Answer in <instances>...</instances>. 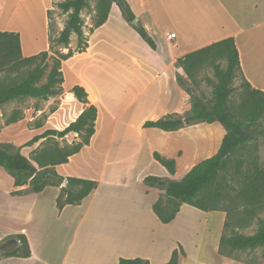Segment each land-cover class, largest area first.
Wrapping results in <instances>:
<instances>
[{
	"label": "crops",
	"instance_id": "1",
	"mask_svg": "<svg viewBox=\"0 0 264 264\" xmlns=\"http://www.w3.org/2000/svg\"><path fill=\"white\" fill-rule=\"evenodd\" d=\"M30 1L26 12L32 17L35 16V12L40 10L42 13L40 30L43 32L40 34L41 41L29 47L24 46L22 35L20 34L23 54L25 56L39 53L43 49H46L48 45L49 7L46 5L48 0ZM126 1L135 13V18L138 19L139 24L147 30L154 41L155 38L158 39L157 36L160 37L158 40H161L164 36L167 39L169 33L176 32V37L173 39L168 38L173 43L168 49L169 55L172 56V60L168 63V70L162 63L152 58L150 51L147 49L150 45L141 38L134 27L133 29H129L122 23L121 25L118 24L117 19L110 17L104 24L94 28L93 31L90 29L91 40H87L88 45L86 50L77 52L69 59L63 61L64 87L71 91L73 86L79 84L88 92V102H86L88 104L81 109L79 114L91 104H95L98 108L95 126L96 131L91 137L90 143L85 145L80 152L85 147L89 150L93 149L99 141L103 144V140L113 141L117 137L118 144H124L132 150L127 153L128 155L126 157L128 159L138 161L141 153L140 149L146 146L148 147V155L152 158L153 162L163 166L152 157L154 150L161 152L166 157L172 155L176 159H174L176 162L179 154H186L185 159L189 157L187 156V149L183 147V145L187 146L188 141L190 145L192 143L193 133H189L187 129L189 124L173 131H167L157 127L145 128L143 124L146 120H157L164 116L160 115L162 111L160 92L164 88L163 82L166 79L170 83L168 103L170 112L166 115L185 117V114L191 111L192 104L189 99L190 96L178 80L179 77L183 78V75H186L183 67L178 62L180 57H184L186 54L214 42L233 37L239 50L240 64L244 76L254 87L264 90V0ZM122 17L119 18L127 23L123 12ZM39 26L37 23L35 32ZM31 27L34 26L31 24ZM0 30L19 32V29L3 20H0ZM112 32H118L121 36L122 42H120L116 49L121 53L127 54L126 59H114L110 54L105 52L104 49L107 46H116V43L110 39ZM155 43V48L151 46L148 48L152 50L156 49L158 43L157 41ZM136 44L146 50L143 52L144 56H138L136 54L135 48L133 47ZM135 55L139 58L137 64L141 66V69L136 67L132 68V58H136L134 57ZM76 58H79V60L77 59L78 63H69L71 59ZM177 62L178 66L176 64ZM106 66H109L110 69L107 70L105 68ZM172 66L180 73L177 77H174L169 70ZM151 79L157 84L149 88L145 81H150ZM95 83H98V86L104 89L103 97L93 90ZM89 98H93L94 101L89 103ZM130 109H133V114H135L133 116L134 118H126V113ZM104 119H107V121L103 124ZM214 123L199 122L197 124L206 125ZM162 131L169 133L164 136L161 133ZM155 132H158L164 139L161 146L157 142L155 145L151 144ZM169 135L171 136L170 142H168ZM194 137L197 138L196 136ZM199 137L202 138L201 132L199 133ZM168 145L172 149L171 154L166 152ZM202 150L203 147L200 146L199 151ZM79 153L71 156L67 163L57 165L56 167L59 168L61 166L63 169H67L73 160L78 157ZM210 156L212 155L205 156L199 162ZM165 172L173 175L169 171ZM67 173V176H75L70 175V172ZM60 174L63 175L62 173ZM51 187L53 188V193L49 206L52 212L50 216L47 215L46 211L38 213L40 223L43 227L45 224L48 227V231H51L50 233L46 231V235L39 240L42 243V248L44 247V249H41L30 234L28 225L35 218L34 212L38 207L39 197L43 191L38 193L27 191L23 195H14L12 191L23 189L17 188L16 186L15 188H10L2 180L0 174V241H6L13 235L23 233L27 236L31 249V255L28 257H0V264H118L121 257H140L149 260L150 264H162L170 261L175 246L164 250L162 255L157 251H149L147 252L148 254L144 252L135 254H122L121 252H117L116 256L113 255V249L119 250L115 244L123 241L126 242L122 238L125 237L126 232H123L120 227L116 228V230H111L109 221L98 219L101 215H106V209L110 208L109 203L105 204L104 202L97 201L101 181H98L97 188L80 201V203L64 204L62 207L58 206L59 193L55 185ZM24 198L28 200L26 205ZM155 202L156 200L150 202L148 209L144 205L139 204L137 213L144 211L155 224H170L171 222L163 223L153 211V203ZM94 206L97 212L92 215L93 219H89V222L85 225V230L82 232L85 218ZM40 207L43 208L41 205ZM207 212H210V214H218L220 221L225 217L224 212L217 210ZM81 232L83 235L80 239L83 242L76 249L74 247H76L75 244L78 242ZM96 233L101 236V242L99 244L93 243V238H91H97ZM151 233L156 234V230H152ZM63 236H67L68 244L63 254L62 252L57 254L56 249L59 246L58 244L61 243ZM86 241L90 242L88 247L85 245ZM152 241H154L152 246L155 247V240L152 239ZM52 242L53 244L56 243V245L50 244ZM57 255L61 257L55 260L54 257L57 258Z\"/></svg>",
	"mask_w": 264,
	"mask_h": 264
},
{
	"label": "rangeland",
	"instance_id": "2",
	"mask_svg": "<svg viewBox=\"0 0 264 264\" xmlns=\"http://www.w3.org/2000/svg\"><path fill=\"white\" fill-rule=\"evenodd\" d=\"M63 1L66 0H50L46 4L49 7L48 45L47 48L43 50H49L51 55L65 53L69 49L64 47L63 43L58 41V38L64 27L67 25L73 11V9H70L65 12L59 6V3ZM30 2V0H0V20L6 21L11 24V26L19 29L25 47L38 44L41 41L40 34L43 32L40 30L42 20V13L40 10L35 12V16L32 17L26 12ZM107 9L109 10L108 18L111 17L112 19H117L119 22L118 24L121 25L122 23L125 27L133 29L134 26L132 22L127 21L126 23L120 19L123 18L122 11L115 0H87V5L81 10L82 29L87 40H91L90 29H94L93 27L96 24L98 17ZM37 23L40 26L35 32ZM31 24L34 27H31ZM157 37L160 39L159 36ZM110 39L116 43V46H107L104 49L105 52L110 54L114 59H126L127 54L121 53L116 49L120 42H122L119 33L112 32ZM158 39L155 38V41L158 43L156 49L152 50L148 48L150 46H148L147 49L150 51L152 58L162 63L168 70V63L172 60V56L169 55L168 49L173 43H171L168 38L166 39V36L161 40ZM69 47L73 49L74 54L77 52H83V50L79 51L78 34L74 31L70 35ZM133 47L138 56H144L143 52L145 49L142 46L136 44ZM134 57L136 58H132V68L136 67L141 69V66H138L137 64L139 58H137L136 55ZM77 59L79 60V58L71 59L69 63L76 64V62L78 63ZM217 62L220 64L221 68L226 67L225 60L218 58ZM176 64L178 66V62ZM105 68L107 70L110 69L109 66H106ZM169 70L174 77L180 75L174 66ZM183 79L192 90L193 95L199 97L206 105H213V88L214 84L218 81V76L211 63H205L199 68L194 69L191 75L187 73L186 75L184 74ZM145 83L149 88L157 84L155 81L153 82L152 79L150 81L146 80ZM241 83L242 77L237 75L232 83V86L236 88L231 96V103L234 106H237L240 102V93L242 91ZM94 85L95 88L93 87V90L103 97L105 92L104 89L98 86V83H95ZM163 86L164 88L160 92L162 104L161 116H165L170 112L168 104L170 83L167 79L163 82ZM188 94L193 107V99L191 94ZM93 101V98H89V103H92ZM87 104L88 103L86 102L84 103L80 101L72 90L70 91L64 86L61 94L52 96L49 99L26 97L24 99H17L1 104L0 145L7 147L12 153L21 152L29 158H33L36 150L40 149L47 143H54L55 140L60 146L80 142L82 141L83 136L77 133H71L64 139L59 137H55L54 139L43 138L30 146L26 145V143L34 136L43 133L48 128H56L59 130L65 128L70 122H72L73 118H76V115H78L81 109L84 106H87ZM192 112L193 110L191 108V111L187 112L185 116L192 114ZM133 113V109H130L126 113V118H132L135 116ZM106 121L107 119H104L102 123L104 124ZM187 129L189 133H193L191 145L189 144V141L187 146L183 145V147L187 149V156L189 157L185 159L186 154L178 155L179 158L176 162V172L173 175H169L165 172L168 171L166 167L153 162L152 158L148 155V147L146 146L140 149L141 153L138 161L128 159L126 156L131 149L124 144H118L117 137L113 141L103 140V144L99 141L91 150L85 147L67 169H63L61 166L59 168L56 167V169H58V171L64 176H67V172H70V175L94 178L96 181H101V188L97 201L104 202L105 204L109 203L110 208L106 209V215H101L98 219L109 221L111 230H116V228L120 227L123 232H126L125 237H122L126 242L123 241L116 244L114 242L115 246L119 249L118 251L113 249V255L115 256L117 252H121L122 254L144 252L148 254L147 252L149 251H157L162 255L164 250L171 246H175L174 249H181L182 247L186 253L183 255L180 250L178 264H247L246 261H253L256 264H264V247H258L252 251L247 250L237 252L236 255H238L242 261L219 253V240L226 217V212L223 210H217L225 213V217L220 221V216L218 214H210V212L201 210L193 205L183 203L171 223L161 225L152 222L144 211L137 213L139 204L144 205L145 208L148 209L150 202H154V200L157 201L159 197H163L165 204H167L165 190L146 184L143 180L145 176H166L171 180L182 178L183 175L190 170L189 168L195 166L199 160L202 159L201 157L204 158L205 156L216 153L226 133L225 128L218 123L206 125L193 123L189 124ZM200 132L202 138L199 137ZM170 139L171 136L169 135L168 142H170ZM163 141L164 139L160 134L155 132L151 144L155 145L157 142V144H160L159 146H161ZM200 146L203 147L202 151H199ZM171 151L172 149L168 145L166 152L171 154ZM153 152L152 157L154 158ZM159 153L161 154V152ZM164 157L175 159L172 155ZM197 158L198 160H196ZM255 164H258L260 167L264 166V132L258 133L253 141L238 147L236 151L226 158L225 166L220 170L215 179V182L222 184L223 191L226 193V196H228V198H225L222 205L231 202L230 198L234 197L243 187L246 178L253 172ZM0 174L5 184L10 188H15L13 185L14 178L3 167L0 168ZM51 186L52 185H48L47 188L41 192L38 207L34 212L35 218L28 225L30 234L41 249H44V247L42 248V243H40L39 240L46 235V231L49 233L51 231H48V227L45 224L43 227L40 223L38 213L46 211L47 215L50 216V213L52 212L49 206L53 193V188ZM55 187L59 193L58 198L61 196L60 201L64 202L67 195L62 189V184L56 185ZM21 188L24 192H27L30 189L28 185ZM25 199L26 198H24L26 205L28 200ZM40 205L43 206V208H41ZM96 212L97 210H95L94 206L85 218L82 232L85 230V225L89 222V219H93L92 215ZM259 218L264 219V209L260 210L258 215L253 218L250 226L240 228L239 231L245 234L254 233L258 227ZM154 229L156 230V234H153L154 232L151 233ZM82 232L79 235L78 242L75 244L76 247L74 248L76 249L77 247H80V244L83 242L80 239L83 235ZM49 233L47 234L49 235ZM96 236L97 238H91H93V243L99 244L101 242V236L97 233ZM152 239L155 240V247L152 246L154 244ZM18 243L19 241L14 243L13 239H8L0 245V251L2 252L12 249ZM50 244L56 245V243L53 244V242ZM67 244V236H63L61 243L58 244L59 246L56 249V253L58 254L59 252H62L63 254ZM85 245L88 247L90 242L86 241ZM61 256L58 257L57 255V258L54 257V259H60Z\"/></svg>",
	"mask_w": 264,
	"mask_h": 264
},
{
	"label": "trees",
	"instance_id": "3",
	"mask_svg": "<svg viewBox=\"0 0 264 264\" xmlns=\"http://www.w3.org/2000/svg\"><path fill=\"white\" fill-rule=\"evenodd\" d=\"M121 8L127 21H132L136 15L126 0H115ZM87 5V0H66L59 3L65 11L73 9L67 25L62 30L58 41L69 48L65 53L51 55L49 50L25 56L23 54L20 32L0 30V105L26 97L49 99L62 93L64 86L63 61L74 55L69 47L70 35L74 31L78 34L79 51L87 47V39L82 29L81 10ZM107 9L98 17L93 28L99 27L108 19ZM141 38L151 47L155 48L154 39L142 26H134ZM92 31L94 29H91ZM226 61V67L221 68L217 59ZM178 62L184 71L191 75L194 69L205 63H211L218 76V81L213 88V105H206L199 97L193 95L186 81L179 77L180 84L191 94L193 99L192 114L185 117L165 115L157 120H146L145 128L157 127L167 131L176 130L182 126L207 122L220 123L226 130L217 152L193 166L181 179L171 180L164 176L148 175L144 182L165 190L167 204L163 197L153 203V210L163 223L171 222L180 210L183 203H188L204 211L223 210L226 217L223 231L219 240L218 251L220 254L242 261L236 255L241 251H252L264 247V219H258V227L252 234L239 231L251 225L254 217L264 209V166L254 165L253 172L246 178L243 187L231 197V202L222 205L226 196L223 186L215 182L220 170L225 166L226 158L237 150L238 147L253 141L258 133L264 132V90L254 87L244 76L239 57V50L233 37H229L180 57ZM237 75L242 77V91L240 102L234 106L231 96L236 90L232 86ZM44 80V81H43ZM72 92L82 102H88L86 89L76 84ZM98 108L95 104L86 107L79 116L65 128L59 130L48 128L43 133L34 136L26 145L30 146L43 138H65L71 133L83 136L82 141L70 145L60 146L47 143L36 150L33 158L21 152L12 153L0 145V166L13 178L17 188L28 185L30 192H41L48 185H60L64 181L68 186L62 189L66 192L64 202L58 198V206L76 204L86 198L98 186L94 179L77 176H63L56 166L67 163L71 156L79 153L90 143L96 131ZM154 158L168 169L171 174L176 172V161L165 158L154 151ZM14 195H22L21 189L12 191ZM10 239L19 241L12 249L0 251V257L31 255L28 238L23 233H18ZM8 240V239H7ZM4 240L0 241V245ZM185 255L184 249H174L171 259L166 264H178L179 252ZM247 264H256L246 261ZM118 264H150L149 260L121 257Z\"/></svg>",
	"mask_w": 264,
	"mask_h": 264
},
{
	"label": "water",
	"instance_id": "4",
	"mask_svg": "<svg viewBox=\"0 0 264 264\" xmlns=\"http://www.w3.org/2000/svg\"><path fill=\"white\" fill-rule=\"evenodd\" d=\"M132 24H133V26H139L140 25L137 18H134L132 20ZM263 124H264V121H263ZM66 186H68V182L67 181H64L62 183V187H66Z\"/></svg>",
	"mask_w": 264,
	"mask_h": 264
},
{
	"label": "bare ground",
	"instance_id": "5",
	"mask_svg": "<svg viewBox=\"0 0 264 264\" xmlns=\"http://www.w3.org/2000/svg\"><path fill=\"white\" fill-rule=\"evenodd\" d=\"M50 0H48V2H49ZM69 98V97H68ZM64 100H66V99H64ZM68 100V99H67ZM65 102V101H64ZM69 112H70V110H69ZM58 115V114H57ZM54 116V115H53ZM70 116V115H69ZM77 116V115H76ZM58 118V117H57ZM64 118V117H63ZM53 119V118H52ZM75 118H73V120H74ZM62 123V122H61ZM67 123V122H66ZM164 136L165 135H167V133H169V132H166V131H162L161 132ZM209 155V154H208ZM199 158V157H198ZM198 158L196 159V160H198ZM201 158H203V157H201Z\"/></svg>",
	"mask_w": 264,
	"mask_h": 264
},
{
	"label": "built area",
	"instance_id": "6",
	"mask_svg": "<svg viewBox=\"0 0 264 264\" xmlns=\"http://www.w3.org/2000/svg\"><path fill=\"white\" fill-rule=\"evenodd\" d=\"M174 37H176V32H171L168 34L169 39H173Z\"/></svg>",
	"mask_w": 264,
	"mask_h": 264
}]
</instances>
